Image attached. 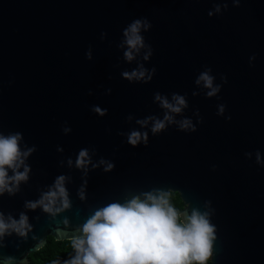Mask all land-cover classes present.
Instances as JSON below:
<instances>
[{
	"label": "water",
	"instance_id": "obj_1",
	"mask_svg": "<svg viewBox=\"0 0 264 264\" xmlns=\"http://www.w3.org/2000/svg\"><path fill=\"white\" fill-rule=\"evenodd\" d=\"M137 20L143 46L133 49ZM142 70L150 82L121 75ZM205 72L214 96L197 83ZM185 120L196 131L181 130ZM133 131L147 143L130 145ZM16 134L21 156L5 166L0 192L9 225L0 264H29L49 237L86 238L84 225L112 204L171 192L183 224L196 211L214 226L206 264H264V0H0V137ZM61 176L68 207L59 194L51 212L29 206Z\"/></svg>",
	"mask_w": 264,
	"mask_h": 264
},
{
	"label": "clouds",
	"instance_id": "obj_2",
	"mask_svg": "<svg viewBox=\"0 0 264 264\" xmlns=\"http://www.w3.org/2000/svg\"><path fill=\"white\" fill-rule=\"evenodd\" d=\"M219 11V7L216 9ZM211 16L212 13H209ZM140 21L134 22L130 27L131 35L127 43L130 48H136L137 45L143 46L142 38L137 34L140 28ZM128 36V30L125 31ZM128 60L133 59L130 51L125 52ZM89 60L92 59L91 54H87ZM147 59V57H145ZM122 78L129 83L143 81L148 83L152 76L149 75L145 79V72L133 71L123 72ZM204 81L205 87L211 91L208 96H214L220 89L219 86L213 88V77L207 72L202 73L197 83ZM225 82L226 78H225ZM111 93V89L107 90ZM91 94V93H89ZM157 100H161L159 94L156 95ZM179 105H184L185 101L182 97H174ZM162 107L170 109L173 112H180V107H174L167 100L162 101ZM97 114L106 115L108 110L94 106L92 109ZM224 111V106H220V114ZM172 118L167 114L164 120H156L152 132L159 133L165 129V121L171 122ZM138 123H143L138 121ZM196 131L191 125V121L185 120L181 124V130ZM68 131V129H65ZM143 138L147 143V133L141 134L133 131L128 136V143L133 147L137 146ZM20 135L16 134L7 138L0 137V192L6 187L7 173L5 166L14 167L15 161L21 156L18 140ZM31 151V150H30ZM29 153H24L27 156ZM87 156V150H81L77 159V167L84 165V158ZM21 163L23 161L21 160ZM112 167L109 164L108 169ZM26 167L24 173H17L14 179L18 182L27 179ZM64 177L61 176L55 183L57 191H49L37 203L29 206L37 207L42 205L44 211L51 212L52 205L55 203L59 194L63 198V206L68 207L67 193L63 187ZM9 192L12 189H8ZM47 200L48 203H44ZM150 201V203L148 202ZM179 213L169 203V200L161 195L159 198L148 195L147 201H141L139 198L133 199L127 206L112 204L100 211L89 219L84 225L83 232L86 238H78L73 241V247L77 250V256L66 264H206L212 256V242L215 239V229L208 219L207 214H199L193 211L188 218V223H179ZM15 221L13 225H15ZM27 224V217L21 216L19 227L16 231L21 235ZM9 227L0 220V235H3ZM87 245V247H85ZM82 254V255H81Z\"/></svg>",
	"mask_w": 264,
	"mask_h": 264
},
{
	"label": "trees",
	"instance_id": "obj_3",
	"mask_svg": "<svg viewBox=\"0 0 264 264\" xmlns=\"http://www.w3.org/2000/svg\"><path fill=\"white\" fill-rule=\"evenodd\" d=\"M165 198L169 200V203L179 214L182 213L184 202L179 193L171 192L165 195ZM178 222L182 223L180 215ZM73 241H57L53 237H49L47 244L43 248L29 255V264H66V262H70L77 256V250L73 247Z\"/></svg>",
	"mask_w": 264,
	"mask_h": 264
}]
</instances>
